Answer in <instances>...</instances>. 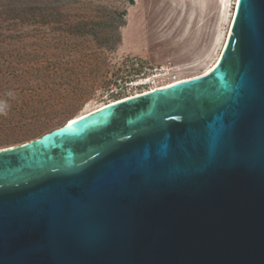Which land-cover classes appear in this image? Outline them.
<instances>
[{
    "label": "water",
    "instance_id": "95a60500",
    "mask_svg": "<svg viewBox=\"0 0 264 264\" xmlns=\"http://www.w3.org/2000/svg\"><path fill=\"white\" fill-rule=\"evenodd\" d=\"M137 96L0 149V264H264V0Z\"/></svg>",
    "mask_w": 264,
    "mask_h": 264
},
{
    "label": "rangeland",
    "instance_id": "374dc122",
    "mask_svg": "<svg viewBox=\"0 0 264 264\" xmlns=\"http://www.w3.org/2000/svg\"><path fill=\"white\" fill-rule=\"evenodd\" d=\"M232 7L233 0H0V149L102 104L202 75L218 57ZM36 9L52 19H11ZM117 78L147 86L114 87Z\"/></svg>",
    "mask_w": 264,
    "mask_h": 264
},
{
    "label": "bare ground",
    "instance_id": "6f19581e",
    "mask_svg": "<svg viewBox=\"0 0 264 264\" xmlns=\"http://www.w3.org/2000/svg\"><path fill=\"white\" fill-rule=\"evenodd\" d=\"M238 3H239V0H233L232 13H231L230 21H229V24H228L227 33H226V36H225L224 42H223V44H222L221 50H220V52H219V54H218V57L215 59V62H213V64H212L208 69H205V70L202 72V75H200L201 77H202V76H205L206 74H208V73L213 69V67L219 62L220 57H221V54H222V51L224 50L225 44H226V42H227V38H228V35H229V32H230V29H231V26H232L233 18H234L235 11H236V8H237ZM186 10H187V9H186ZM189 10H190V9H189ZM165 12H166V11H165ZM187 12H188V11H187ZM164 15H165V14H164ZM200 76H196V78H197V77H200ZM191 79H195V78H191ZM185 80H188V79H184V80H181V81H174V82L169 83V84H167V85H164V86H162V87H156L155 89H153V90H151V91L149 90L148 92H147V91L144 92L143 95H145L146 93H149V92L155 91V90H157V89H162V88L172 87L173 85H176V84H178V83H180V82H182V81H185ZM136 97H138V96L136 95ZM125 98H126V97H125ZM125 98H124V99H125ZM127 98H130V97H127ZM113 102H114V101H113ZM113 102H110V103H108V104H102V105H100V106H98V107H96V108H94V109H92V110H90V111H87V112H85V113H83V114H81V115H78V116H76V117H74V118L68 120L66 123H72V122H74V121H76V120H78V119H81V118H83V117L89 115V114H92V113H94V112H96V111H99V110H101V109H103V108H106V107H108V105H111Z\"/></svg>",
    "mask_w": 264,
    "mask_h": 264
},
{
    "label": "trees",
    "instance_id": "16d2710c",
    "mask_svg": "<svg viewBox=\"0 0 264 264\" xmlns=\"http://www.w3.org/2000/svg\"><path fill=\"white\" fill-rule=\"evenodd\" d=\"M126 1H128L129 3H132V0H126ZM11 19H17V20L31 19L32 22H34V20H39L40 21L39 23L43 24V23L47 22L48 20L52 19V16L51 15H45L40 10L36 9L35 11H32L31 13H29L28 17L18 16V17H12Z\"/></svg>",
    "mask_w": 264,
    "mask_h": 264
},
{
    "label": "built area",
    "instance_id": "2783aa9c",
    "mask_svg": "<svg viewBox=\"0 0 264 264\" xmlns=\"http://www.w3.org/2000/svg\"><path fill=\"white\" fill-rule=\"evenodd\" d=\"M137 81H135L134 79H128V78L123 79V80L117 78V79L114 80L112 85H114V87H115L117 85L120 86L121 83H123L124 86H125L124 89L135 88V87H139V86H147V83L146 84H142V85H140V84L138 85V84H136ZM114 89H116V88H114ZM129 97H131V96H129ZM121 100H123V99L121 98ZM116 101H120V100H116ZM116 101H114V102H116Z\"/></svg>",
    "mask_w": 264,
    "mask_h": 264
},
{
    "label": "clouds",
    "instance_id": "9594fccd",
    "mask_svg": "<svg viewBox=\"0 0 264 264\" xmlns=\"http://www.w3.org/2000/svg\"><path fill=\"white\" fill-rule=\"evenodd\" d=\"M6 114L4 111H0V115H4Z\"/></svg>",
    "mask_w": 264,
    "mask_h": 264
}]
</instances>
